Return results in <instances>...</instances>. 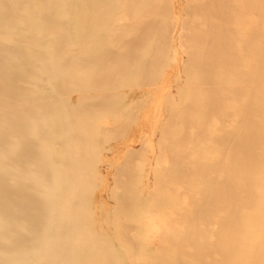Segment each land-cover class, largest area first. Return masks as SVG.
<instances>
[{
  "label": "rangeland",
  "instance_id": "rangeland-1",
  "mask_svg": "<svg viewBox=\"0 0 264 264\" xmlns=\"http://www.w3.org/2000/svg\"><path fill=\"white\" fill-rule=\"evenodd\" d=\"M109 17L106 76L60 93L106 263L264 264V0H117Z\"/></svg>",
  "mask_w": 264,
  "mask_h": 264
},
{
  "label": "bare ground",
  "instance_id": "bare-ground-1",
  "mask_svg": "<svg viewBox=\"0 0 264 264\" xmlns=\"http://www.w3.org/2000/svg\"><path fill=\"white\" fill-rule=\"evenodd\" d=\"M115 5L117 0H0V264H107L112 256L102 233L84 223L81 171L88 159L75 154L85 141L60 93L94 88L106 76L99 56L117 52L103 50L96 29L112 23ZM84 41L91 47H65ZM136 57L125 53L114 70L134 73ZM89 58L94 73L87 80ZM133 63L145 79L143 63ZM46 84L57 92L42 99Z\"/></svg>",
  "mask_w": 264,
  "mask_h": 264
}]
</instances>
